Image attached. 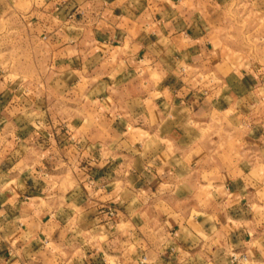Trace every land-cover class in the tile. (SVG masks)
<instances>
[{"label":"crops","instance_id":"crops-1","mask_svg":"<svg viewBox=\"0 0 264 264\" xmlns=\"http://www.w3.org/2000/svg\"><path fill=\"white\" fill-rule=\"evenodd\" d=\"M7 6L50 68L44 94L0 73V264H264L262 83L242 76L233 117L189 84L219 0Z\"/></svg>","mask_w":264,"mask_h":264},{"label":"rangeland","instance_id":"rangeland-1","mask_svg":"<svg viewBox=\"0 0 264 264\" xmlns=\"http://www.w3.org/2000/svg\"><path fill=\"white\" fill-rule=\"evenodd\" d=\"M219 3L220 8L207 24L212 53L206 56L205 62H201L189 84L193 89L200 90V93L213 91L219 99H222V94H227L228 103L232 105L227 112L233 117L239 102L230 93L242 90L239 87L242 76L252 86L261 81L260 89L246 92L249 97L243 102L248 120H253L257 109V114L264 115V103L256 106L251 100L254 96H264V0H219ZM197 16H203L201 11H198ZM28 30V26L21 24L15 17L13 8H0V73H6L12 78L21 74L18 80L27 83L30 90L35 88L38 94H44L50 68L45 53L46 42L40 36L33 43L25 36ZM231 69L236 70L235 76L226 83L221 76ZM250 96L253 97L250 99ZM210 125V132L215 134L217 140L222 138L223 130L229 128L228 122L222 117H215ZM223 140L217 143L220 147L224 146ZM226 141L230 143L231 149H238L237 134L231 135ZM235 152L239 154L238 150ZM114 212H111L113 217Z\"/></svg>","mask_w":264,"mask_h":264},{"label":"built area","instance_id":"built-area-1","mask_svg":"<svg viewBox=\"0 0 264 264\" xmlns=\"http://www.w3.org/2000/svg\"><path fill=\"white\" fill-rule=\"evenodd\" d=\"M232 259L236 262L240 261L241 259L246 260L247 255L246 254H240V255L234 254V255H232Z\"/></svg>","mask_w":264,"mask_h":264}]
</instances>
